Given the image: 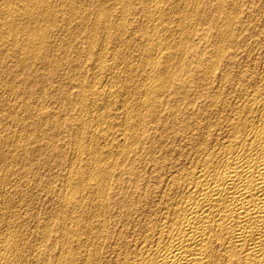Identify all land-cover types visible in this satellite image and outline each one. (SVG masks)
<instances>
[{
  "label": "bare ground",
  "instance_id": "1",
  "mask_svg": "<svg viewBox=\"0 0 264 264\" xmlns=\"http://www.w3.org/2000/svg\"><path fill=\"white\" fill-rule=\"evenodd\" d=\"M10 42L0 264H264V0H0Z\"/></svg>",
  "mask_w": 264,
  "mask_h": 264
},
{
  "label": "rangeland",
  "instance_id": "2",
  "mask_svg": "<svg viewBox=\"0 0 264 264\" xmlns=\"http://www.w3.org/2000/svg\"><path fill=\"white\" fill-rule=\"evenodd\" d=\"M56 19L57 20H55V22H53L52 24L51 23H49V25L51 24L54 28H56V30H58V35L61 33L63 36H64V38H63V36L60 34L59 36L57 35L55 38L53 37V35H51L52 34V32L53 31H56V30H53L54 28H51V27H49L48 28V31H47V34L46 35H48L47 37L49 38V39H51V40H49L48 39V41H49V43H50V45H49V48H48V53H50V54H48V58H52V57H56V56H58L59 57V55L58 54H61L62 52V54H61V56L60 57H62V59H63V61L64 60H68V59H72V58H74V56H76V55H74L75 53H74V51L76 52L77 50H79L80 48H78V47H81L82 45H83V43L80 41V40H78V39H76V37L78 36L77 34H79L77 31V28L75 29L73 26H72V28L71 29H69V31H65V26L63 25L64 24V20H63V14H57V17H56ZM59 19V20H58ZM61 20V21H60ZM61 24V25H60ZM56 26V27H55ZM59 27V28H58ZM52 29V30H51ZM70 30H72V31H70ZM76 30V31H75ZM60 31V32H59ZM62 32H66V33H62ZM70 33L71 35L73 34L74 35V37H73V35H72V37H71V35H70V39L69 40H67V36L65 35V34H67V33ZM77 33V34H76ZM76 34V35H75ZM50 35V36H49ZM76 36V37H75ZM61 38V40H59L60 38ZM65 38H66V41H65ZM57 41V43L55 44V40ZM58 39V40H57ZM75 39V40H74ZM55 41V42H54ZM62 42L63 44H64V42L67 44V43H69L68 41H70V43L69 44H67L66 45V47H59V42ZM81 42V43H80ZM79 45H78V44ZM18 43H15L14 45L12 44V42H10L9 44L7 43L6 44V46H5V53H1L0 55V60H2L3 61V63L4 64H1L0 66V72H2V73H0L1 75H0V77L2 78V79H7V74H9V73H7V72H10V70H12V71H16V72H18L19 70H17L19 67V64H18V62H19V60H18V56L17 55H15V50H16V47H14L15 45H17ZM71 44V45H70ZM74 44V45H73ZM52 45V46H51ZM57 45V46H56ZM78 45V46H77ZM52 47V49H51V47ZM53 46H55V48H57L56 50H55V48L53 47ZM71 46V47H70ZM73 46V47H72ZM11 47V48H10ZM62 48H64V50L62 49ZM76 48H78V49H76ZM11 49V50H10ZM65 49H67V50H65ZM50 51V52H49ZM65 51H66V53H65ZM12 52V53H11ZM58 54H57V53ZM60 52V53H59ZM53 53L55 54V55H53ZM9 55V56H8ZM53 55V56H52ZM3 56V57H2ZM71 56V57H70ZM12 58L15 60H12ZM50 58V59H51ZM8 59V60H7ZM11 61H13V63L11 62ZM8 63V64H7ZM10 64H12V65H10ZM3 65H5L4 67H3ZM10 65V66H9ZM21 65V64H20ZM9 68H8V67ZM12 66H14V67H12ZM38 66V67H37ZM40 65L39 64H36V66L35 67H31V69H26L25 71L26 72H28V73H30L32 70H35V72H37V74L38 75H41V73H43L44 74V70L45 69H43V67H39ZM41 68V69H40ZM7 69H9V70H7ZM5 70V71H4ZM43 70V71H42ZM39 71H41V72H39ZM4 72V73H3ZM7 73V74H6ZM5 77V78H4ZM40 81V80H39ZM0 93H3L4 92V90H3V87H2V85L0 84ZM27 87H28V90H30L31 91V95H32V99H24V100H22V103H30L31 102V104H42L43 102H44V100H45V98L46 97H48L49 98V96H48V93L46 92V91H44V90H42L41 88H37L35 85H31V84H28L27 85ZM18 88V87H17ZM2 89V90H1ZM20 89V87L17 89V90H19ZM34 89H35V91H34ZM14 90H16V89H14ZM39 90V91H38ZM39 92H40V94H39ZM43 94H42V93ZM36 93V94H35ZM34 94V95H33ZM39 94V95H38ZM42 94V95H41ZM47 94V95H46ZM41 96H43V97H41ZM23 98H26V96L25 95H23L22 96ZM34 97H35V99H34ZM38 97V98H37ZM41 98V99H40ZM39 99H40V101H39ZM43 99V100H42ZM35 100V101H34ZM41 102V103H40ZM1 110V109H0ZM1 112L2 111H0V114H1ZM64 140H63V142H62V145H61V148H62V150L63 151H65L67 154H69V151H71V145H69L70 143L68 142V140H67V138H63ZM63 146H64V148H63ZM68 146V147H67ZM45 166V165H44ZM44 166H42L41 168H42V170H41V168H40V170L42 171H39V173H40V175L41 176H43V177H45V178H49V177H52V174H55L54 173V170L53 171H43V167ZM45 167H47V166H45ZM59 172H64L63 170H61V169H59ZM58 172V173H59ZM49 173V174H48ZM57 183V182H56Z\"/></svg>",
  "mask_w": 264,
  "mask_h": 264
}]
</instances>
